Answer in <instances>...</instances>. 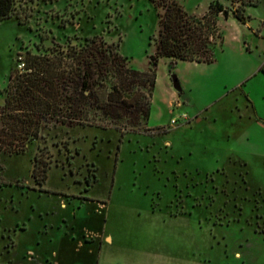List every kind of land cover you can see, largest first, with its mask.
Returning <instances> with one entry per match:
<instances>
[{
	"label": "rangeland",
	"instance_id": "rangeland-1",
	"mask_svg": "<svg viewBox=\"0 0 264 264\" xmlns=\"http://www.w3.org/2000/svg\"><path fill=\"white\" fill-rule=\"evenodd\" d=\"M178 1L197 15L214 1L234 9L230 0ZM244 12L257 27L264 0ZM250 25L218 13L216 59L249 66ZM157 31L151 0H14L0 20V91L26 50L95 34L145 70ZM224 72L160 57L148 121L131 126L88 107L83 124H50L23 153L0 152V264H264V165L252 161L245 175L231 164L216 171L210 158L228 130L227 119L212 120L230 89L219 79L234 82Z\"/></svg>",
	"mask_w": 264,
	"mask_h": 264
},
{
	"label": "trees",
	"instance_id": "trees-1",
	"mask_svg": "<svg viewBox=\"0 0 264 264\" xmlns=\"http://www.w3.org/2000/svg\"><path fill=\"white\" fill-rule=\"evenodd\" d=\"M13 2L0 0V20L11 17ZM151 2L158 17V31L154 39L150 37L153 51L145 70L128 66L126 56L97 34L84 37L78 44L54 42L51 46L41 45L38 49L42 51L37 53L23 52L0 91V152L23 153L50 124H83L88 107L111 121L126 119L131 126L146 121L150 112L148 94L154 89L159 58L213 63L217 14L226 18L231 15L245 24L251 18L244 12L245 5L256 6L260 0H230L233 10L214 1L202 15L187 12L178 0ZM171 68L172 64L169 72ZM135 87L146 89L147 96L135 93ZM37 159L35 156L32 175L41 184L44 177Z\"/></svg>",
	"mask_w": 264,
	"mask_h": 264
},
{
	"label": "crops",
	"instance_id": "crops-1",
	"mask_svg": "<svg viewBox=\"0 0 264 264\" xmlns=\"http://www.w3.org/2000/svg\"><path fill=\"white\" fill-rule=\"evenodd\" d=\"M245 24L250 25L249 22ZM249 28L255 33V38L251 39V43L244 41L245 52H242L243 55L244 53L252 55L249 66L233 64L230 60L227 61V58L222 61L224 63L218 59L213 63L190 61L212 68L221 65L225 76L234 75V82L231 85H228L227 78L219 79V82L223 81L224 86L226 88L230 86V89L225 94L218 95L213 102L215 105L218 101L221 103L225 100L223 108L219 105V108L214 110L212 120L217 122L220 117L227 119L228 130L222 133L223 140H226L223 141L225 144L215 146L210 158L217 166L216 171L224 169L226 164H231L241 169L245 175L249 174L252 161L261 162L262 168L264 165V17L259 20L257 27L250 25ZM172 91L176 94L175 90ZM202 112L197 111L193 119L195 122L204 119ZM245 177L243 175L244 179ZM103 238L110 240L108 235Z\"/></svg>",
	"mask_w": 264,
	"mask_h": 264
},
{
	"label": "built area",
	"instance_id": "built-area-1",
	"mask_svg": "<svg viewBox=\"0 0 264 264\" xmlns=\"http://www.w3.org/2000/svg\"><path fill=\"white\" fill-rule=\"evenodd\" d=\"M178 118H181L183 121H186V120L188 119L186 114H181V115H179ZM178 118H172V119H171V122H172V123H175V122L177 121Z\"/></svg>",
	"mask_w": 264,
	"mask_h": 264
},
{
	"label": "water",
	"instance_id": "water-1",
	"mask_svg": "<svg viewBox=\"0 0 264 264\" xmlns=\"http://www.w3.org/2000/svg\"><path fill=\"white\" fill-rule=\"evenodd\" d=\"M172 81H173V83H174V87H178V85H177V82H176V77L173 75V77H172Z\"/></svg>",
	"mask_w": 264,
	"mask_h": 264
}]
</instances>
